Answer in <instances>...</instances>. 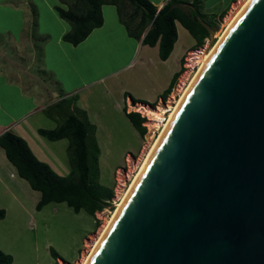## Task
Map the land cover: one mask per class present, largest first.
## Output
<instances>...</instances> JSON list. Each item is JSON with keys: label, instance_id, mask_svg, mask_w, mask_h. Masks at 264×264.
Returning a JSON list of instances; mask_svg holds the SVG:
<instances>
[{"label": "water", "instance_id": "95a60500", "mask_svg": "<svg viewBox=\"0 0 264 264\" xmlns=\"http://www.w3.org/2000/svg\"><path fill=\"white\" fill-rule=\"evenodd\" d=\"M233 23L88 264H264V0Z\"/></svg>", "mask_w": 264, "mask_h": 264}, {"label": "rangeland", "instance_id": "374dc122", "mask_svg": "<svg viewBox=\"0 0 264 264\" xmlns=\"http://www.w3.org/2000/svg\"><path fill=\"white\" fill-rule=\"evenodd\" d=\"M246 1L201 0V13L207 15L208 20L216 15L214 19L216 25L212 29L215 33L213 46ZM39 4L41 11L44 12L43 5ZM106 11L105 27L99 30L90 42H87L86 49L82 50L81 75L77 82L82 86L78 95L84 99L80 105L87 107L88 119L97 127L96 137L101 149L100 183L113 188L114 198L110 207L97 212L94 216L86 211L77 214L66 203H51L38 212L37 203L34 204V201L39 192L30 186L28 187L31 192H23L17 187V199L24 208L21 209L19 204H13L10 211L3 209L6 211L7 219L0 220V249L14 258L13 264H82L90 255L102 227L111 219L120 199L131 186L160 135V131L153 129L155 125L153 120H149L142 111H139L136 104L132 101L125 104L124 93L149 103L147 105L152 108L154 103L156 106L161 103L175 108L184 90L198 72L199 67L192 60L193 54L210 47L211 37L205 40L202 47L193 49L196 40L187 28L177 22L179 39L169 62H164L156 49L146 50L144 46L145 50L140 52L139 41L130 37L128 28L119 19V14L112 16L108 8ZM224 11L225 15L220 17ZM133 12V7L126 10L127 21ZM139 19L140 17L137 20ZM42 44L43 40L38 44L41 52L44 47ZM144 53L149 55V61ZM38 64L41 66L39 57ZM182 69L167 100L160 99L159 96L172 81L173 73ZM101 78L105 79L99 84L94 83L88 90L87 86H83L86 82L98 81ZM79 97L74 98L77 101ZM77 106L76 104L73 112L79 115L78 111L82 109ZM131 112L139 113L145 118L144 136L138 133L127 118L126 113ZM67 114V106L59 108L50 106L42 118L37 119L36 125L47 130L57 129L64 123ZM49 115L57 119L54 120ZM169 115L168 112L165 117L168 118ZM36 137L43 149L40 153L35 150L38 159L47 163L58 175L69 177L73 171L68 155L69 140L52 142L39 132ZM35 144L31 145L34 147ZM23 181L28 183L26 180ZM51 250L56 251L60 258L55 259Z\"/></svg>", "mask_w": 264, "mask_h": 264}, {"label": "trees", "instance_id": "16d2710c", "mask_svg": "<svg viewBox=\"0 0 264 264\" xmlns=\"http://www.w3.org/2000/svg\"><path fill=\"white\" fill-rule=\"evenodd\" d=\"M68 6V10L57 7L60 17L68 22L72 30L64 36V41L78 46L84 42L93 30L101 28L104 24L102 15L103 5H115L118 7L120 21L128 28L129 35L140 41L144 46L159 47V57L167 61L174 51L179 39L177 22H180L193 38L196 44L193 49H198L205 44L210 37L209 31L202 22L208 23L212 29L215 27V16L208 20L207 15L201 13V0L189 2L186 0H170L160 10L149 0H61ZM235 0H232L234 2ZM134 8L130 20H126V10ZM37 16L36 11H33ZM224 11L220 17L225 15ZM140 17L139 21L137 20ZM34 26H36V21ZM137 21V22H136ZM183 69L172 76L168 88L159 96L164 101L174 89L178 77ZM126 97L131 96L126 93ZM133 104L144 103L132 97ZM75 98H67L51 106L59 108L67 106L68 114L64 123L57 129L38 130L39 134L52 142L68 139L69 160L72 173L69 177H62L45 162L39 160L31 150L25 139L11 131L0 136L2 147L9 161L17 168L18 175L25 179L30 187L41 193V199L36 206L38 212L51 203H66L79 214L86 211L94 216L111 206L114 198L113 188H108L100 183L99 158L101 149L96 137L97 127L93 125L86 111L73 112L76 104ZM156 103L153 104V107ZM127 118L133 124L141 136L146 133L143 126L145 118L139 113H126ZM52 119H57L49 115ZM6 218V211L0 209V220ZM55 259L60 258L56 251L51 250ZM14 258L0 249V264H13Z\"/></svg>", "mask_w": 264, "mask_h": 264}, {"label": "crops", "instance_id": "0c3cea01", "mask_svg": "<svg viewBox=\"0 0 264 264\" xmlns=\"http://www.w3.org/2000/svg\"><path fill=\"white\" fill-rule=\"evenodd\" d=\"M169 1L150 0L158 10ZM39 3L43 5L44 12ZM57 7L68 10V6L61 0H0V136L7 131L19 135L27 141L34 154L43 150L36 136L38 130L44 128L36 125L37 119L42 118L48 107L67 98L79 97L78 92L82 86L77 79L81 75L82 50L105 27L107 8L112 16L119 14L117 6L103 5V26L93 30L84 42L74 46L64 41V36L72 27L60 17ZM33 11H36L37 16ZM42 40L44 47L41 52L38 44ZM138 47L140 52L145 50L142 40L138 42ZM148 48L152 47L146 46V50ZM153 49L159 54L158 46ZM38 57L41 66L38 64ZM146 57L149 61L148 54ZM169 60L170 58L165 62ZM104 79L86 82L83 86H87L88 90L94 83L99 84ZM132 97L125 96V104L132 101ZM81 101L84 99L79 97L77 107L86 111L89 117L87 107L81 106ZM33 143H36L35 148ZM23 180L25 179L18 175L17 168L7 158L5 150L0 147V209L10 211L13 204L24 208L17 199L16 189L20 187L23 192L31 191L28 187L30 184ZM36 195L34 204H38L41 199L40 192Z\"/></svg>", "mask_w": 264, "mask_h": 264}, {"label": "bare ground", "instance_id": "6f19581e", "mask_svg": "<svg viewBox=\"0 0 264 264\" xmlns=\"http://www.w3.org/2000/svg\"><path fill=\"white\" fill-rule=\"evenodd\" d=\"M251 1L252 0H247L246 3L242 5V7L239 9V11L234 15L232 20L229 22L226 31L223 33V35L220 36L218 42L214 46L208 47L207 50H204V49L198 50V51H196L193 54L194 58H192V60L195 63V65H197L199 67L198 72L196 73L195 77L199 74V72L205 66V64L207 63V61L211 57V55L214 53L218 43L223 39L224 35L228 32L230 27L234 24L233 22H235L236 19L241 15V13H243L244 9L249 5V3ZM195 77H193V79L190 82L189 86H187V89L184 90V92H183L180 100L177 102V105H176L175 108H171V106H169L167 104H161V103H159L154 108L149 107L147 104H143V103H137L136 104V107L138 108L139 111H142V113H144L145 116H147L149 118V120H151V121L153 120V122L155 123L153 129L156 130V131H160V135H159L158 139L156 140V142L154 143L153 147L151 148L150 152L148 153L144 163L142 164L138 174L134 178L131 186L128 187V190L123 194L122 198L120 199V202L117 205V209L112 214L111 219L107 220L105 222L104 226L102 227L99 239L95 242L96 244L93 247L90 255L86 259L83 260L82 264H88V262L90 261L94 251L96 250V248L100 244L99 242H101L102 239L104 238V236L106 235L109 227L112 225V223H113L114 219L116 218L118 212L120 211L121 207L123 206L124 202L126 201L128 195L132 191V187L135 186V184L138 181L140 175L142 174L143 170L145 169L146 165L148 164V162H149L154 150L156 149V147L159 144L162 136L164 135V132H166V130L168 129L173 117L175 116L180 104L184 100V97L187 94V92H188L192 82L194 81ZM168 112L170 113V115H169L168 118H166L165 116H166V114Z\"/></svg>", "mask_w": 264, "mask_h": 264}]
</instances>
